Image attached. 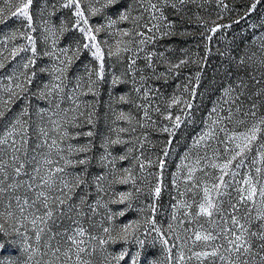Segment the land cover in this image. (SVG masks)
I'll use <instances>...</instances> for the list:
<instances>
[{
  "label": "snow or ice",
  "instance_id": "1",
  "mask_svg": "<svg viewBox=\"0 0 264 264\" xmlns=\"http://www.w3.org/2000/svg\"><path fill=\"white\" fill-rule=\"evenodd\" d=\"M196 2L134 0L122 6V0H86L85 6V0H62L60 4L54 2L49 6L44 0L39 15L44 17L47 12L50 17L59 8L70 9L73 18L70 27L78 31L79 38L59 47L60 37L69 30L68 22L61 17L57 26L51 19L41 18L39 24L43 34L40 39L49 46L41 53L34 35L37 31L34 0H2L0 25L19 21L18 27L0 35V123L5 125L0 135V234L6 242L16 244L20 251L15 258H8L6 264H264V114L259 113L257 103L245 106L240 100L247 88L244 78L237 81L239 92L231 84L221 89V96L213 102L204 119V128L192 137L191 144L180 154L176 170L171 174V183L178 196L171 204L166 229L156 219L159 212L156 201L165 186V170L173 153L174 138L184 120L192 115L202 72L195 73V84L191 78L183 84V92L190 93L191 100L174 92L166 100V110L161 112L158 104L153 107L151 102H142L150 98L154 102L155 93L149 85L150 79L164 77L166 81L168 74L178 73L190 57L184 56L173 63L165 57V52H158L155 48L149 50V46L155 45L158 38L175 34L177 21L168 18V8L175 16L184 10L187 3ZM216 2L222 10L229 7L222 0ZM262 2L264 0H252L251 4L245 5L243 16L238 15L235 22L249 17ZM197 17L205 26L201 36L207 41L204 45L206 60L217 31L230 27L232 22H213L211 27H207L198 13ZM93 18H102V22L93 24ZM124 24L129 26H122ZM248 26L253 29L264 27V17H261L259 25L251 23ZM252 39L261 41V55L257 57L255 52L247 57L241 55L238 63L244 65L247 59L251 62L250 67L256 64L258 71L252 79L260 83L264 80V33L254 35ZM85 51L92 58L86 65V86L84 77L77 75L74 77L75 85L69 89V70ZM142 53L145 63L140 66L138 62ZM41 56L48 57L50 63L37 68ZM197 56L198 53L192 54V63H197ZM112 58L119 59L122 64L126 60L119 75L114 67L109 69L106 66L107 60ZM157 61L167 66L164 72L157 71ZM109 72L110 86L131 85L129 92L119 95V101L134 103L138 110H142L141 118L136 119L130 111L114 109L115 120L125 121L128 125L135 123L141 128L149 126L151 121L150 126L155 128L156 121L150 112L160 113L169 121L159 128L160 132L168 134V139L162 154L155 160H145L142 153L135 157L140 161L142 174L146 173V166L158 168L155 173L141 177L149 182L153 202L147 205V209L151 215L140 208L142 217L117 225L114 217L123 216L132 206L133 192L116 194L119 202H127L128 205L118 213H113L108 202L97 195L87 207L95 214L102 205L107 209L108 223L106 226L103 217L98 222L89 217V228H86L81 217L85 215L88 195H80L76 201V194L82 186L89 189L91 180L97 193L103 194L105 182L110 190L115 183L131 182L135 185L137 181L132 166L122 169L116 166L117 159L124 161L137 149L128 147L118 157L109 151L110 145L129 142L121 134L135 132V128H116L115 138L103 139L101 146L104 152L99 157L89 154L92 151L90 139L85 143L72 142L82 135L74 129L84 123H94L93 113L85 115L81 110L91 106L90 101L81 99V94L97 95L99 84L106 80ZM38 73H47L49 79L37 83ZM256 76L261 79L257 80ZM176 87L180 90L181 85ZM133 92L138 100H130ZM253 95L264 96V87ZM33 98L47 104V107L36 106L35 148L31 147ZM248 99L251 100L252 96L249 95ZM65 102L69 106L65 107ZM16 104L20 106L19 111L9 115ZM174 107L180 108L183 116L179 113L174 115ZM83 135L90 138L93 132L90 130ZM143 137L147 138L148 132H144ZM143 143L142 138L141 146ZM93 159L106 171L89 177ZM109 168L110 172L107 171ZM153 176L154 187H151ZM240 176L242 179H238ZM135 191L139 193L141 188L136 187ZM225 197L228 198L227 211L224 208ZM112 202L117 201L113 198ZM217 216L218 220L215 219ZM201 217L207 219L213 230L198 223ZM254 221L262 222L258 230L251 227ZM96 228L100 230L96 231ZM253 237L260 241L255 249ZM117 242H122L123 247L113 254L108 246ZM130 244L136 246L131 253ZM157 244L161 248L160 254L147 255L148 247ZM4 246L0 242V248ZM129 255L130 261L126 259ZM0 264L5 262L0 261Z\"/></svg>",
  "mask_w": 264,
  "mask_h": 264
},
{
  "label": "rangeland",
  "instance_id": "2",
  "mask_svg": "<svg viewBox=\"0 0 264 264\" xmlns=\"http://www.w3.org/2000/svg\"><path fill=\"white\" fill-rule=\"evenodd\" d=\"M60 4L62 0H47L49 6L53 3ZM134 2V0H122V6L126 3ZM223 3L228 4L227 10H222L217 6L216 0H197L196 3H187L184 7V10L181 11L178 15H173V10L168 8L166 10V15L169 19L177 21L175 34L158 38V42L155 45L149 46V50L155 48L156 51L165 52V57L170 59L173 63L177 60L183 58L184 56H189V62L182 66L179 69V72H171L167 76V80L165 81L164 77L159 79H150L149 85L152 87L153 92L155 93L154 102L142 101V102H151L152 106L155 107L157 104L161 108V112L166 110V100L173 95L175 92L176 95L183 94L187 97V99L191 100L192 96L190 93L183 92V84L188 83V78H191L192 84H195V73L197 71L202 72L201 82L198 87V93L195 97V107L192 110V115L187 117L184 120L182 126L177 130V133L174 138L173 153L170 155L168 160V165L165 170V179H164V187L162 189V195L157 199V203L159 206V212L156 216L157 222L162 224V226H167L168 217L171 215V204L175 202L174 197L178 196V193L173 189L171 179L172 172L176 170V162L179 161L180 154H182L185 149L191 144L192 137L201 132L204 128V119L208 116L209 110L213 106V102L217 101L221 96V89L227 87L228 85H233L236 88V91L239 92L240 89L237 86V81L240 78H244L247 83V88L245 90V95L240 97V100H243L244 105L248 106L252 103H257L259 106V113L264 114V96H256L253 95L257 89L264 87V80H261L260 83H256L255 80L252 79V76L255 75V72L258 71V66L253 64L251 67L249 64L251 62L245 60L244 65H240L238 60L241 55L245 57L250 56L253 52L256 53L257 57L261 55L260 52V40L253 41V36H258L260 33H264V27H257L255 29L249 27L248 25L251 23H256L259 25L261 17H264V2H262L256 10L238 23L235 22L237 16H243L244 11L246 10L245 5L251 4L252 0H222ZM2 3V0H0ZM44 0H34V12L36 13L35 19L37 20V31L34 35L37 37V45L38 50L43 53L48 45L45 44L43 40L40 39L42 36V30L39 24V20L41 18L51 19V21L59 26L60 19L63 17L69 26V30L66 31L61 37L59 41V47H65L72 43L75 39L79 38V33L77 30L71 29L70 25L73 22L72 13L70 9L59 8L57 9L55 15L48 16L47 12L44 17L39 15V9L43 5ZM199 4H203L202 7H198ZM86 6V0H85ZM135 7V4H134ZM197 13L199 14V18H202L206 21V26L211 27L213 22L229 24L231 26L224 29L218 30L215 34L214 39L210 45V52L207 54L205 60V48L204 45L207 41L201 36V33L205 32V26L199 23V19L197 17ZM219 16H222V19H218ZM183 18V19H181ZM102 22V18H93L92 23H100ZM19 26V21L12 20L5 25H0V35H3L8 29H12ZM127 27L129 25H122ZM185 33L181 35V33ZM101 39H103V34L101 35ZM199 45V47H197ZM74 46V45H73ZM181 49H185V52H181ZM193 53H198V56L195 57L197 63L191 62V57ZM143 53L141 54V59L138 62V65H144L145 61L143 60ZM235 58V59H234ZM255 59V58H254ZM92 58L88 52H82L81 56L78 60L75 61L73 66L69 70L70 80L68 82L67 87L71 89L76 81L74 79L75 76L81 75L84 77L83 83L86 86L87 76L86 73V65L91 62ZM50 63V59L48 57L41 56L38 60L37 68L43 66L44 64ZM125 63L122 64L119 59L112 58L107 60L106 66L109 69L114 67L117 75L121 73V71L125 68ZM166 65L162 62L157 61V71L164 72L166 70ZM139 75V73H137ZM130 79V77H128ZM49 79L47 73H38L37 83L42 82L43 80ZM257 80L261 78L256 76ZM111 81V72L106 73V80L99 84V91L97 95L92 94H81L82 100H87L91 102V106L87 109L81 108L82 111H85V115L88 112H92V119L94 123L92 125H88L84 123L82 127L78 129H74V131H80L82 133L81 136L75 137L72 142L73 143H85L87 140H91L92 142V151L89 153L93 157H99L104 152L102 148V142L105 137L110 139L116 137L115 129L118 127H130L135 128V132L129 131L126 133H122L121 135L125 138V144H117L110 145L109 151L113 156H119L122 153H125L128 147H135L137 151H134L131 156H129L126 160L120 161L117 159L116 166L117 168H125L132 166L133 172L137 176L136 184L133 185L131 182L128 184H120L115 183L111 186L109 190L107 187V183L105 182L106 190L103 194L97 193L94 185L91 184V180H89L90 188L84 189L83 186L80 190H78L76 194V201L79 200L80 195H88L87 204L84 207L85 215L81 217L83 224L86 228H89V217L92 218V221L98 222L102 217L105 219V225L107 226V209H105L102 205L99 206L98 212L93 214L91 208L87 207L90 205L97 197V195H101L104 201L108 202V207L112 210L113 213H118L121 209L127 208V202H119V197L116 195L121 191H129L133 192L132 198V206L128 208V210L124 213L123 216H115L114 221L117 225L126 223L128 220L136 219L142 217V213L139 211L140 208H144L146 210V214L151 215V211L147 209V205L152 203V196L149 192V182L147 179H142L143 175L146 173H155L158 171L156 166L147 167L146 173L142 174L140 172L139 160H135L136 156L143 154V158L145 160L152 159L155 160L156 157L162 154V149L164 143L167 142L168 134L162 133L159 131V128L163 127L165 124H168L169 121L164 119L160 113L150 112L152 119L156 121V127H151V121L148 122L149 126L141 128L139 125L133 123L132 125H128L125 121H117L114 116V109L120 110L123 109L125 112H131L136 119L141 118L142 110H138L134 103L130 102H120L119 95L121 93L129 92L131 88L130 84L121 83L115 86H110ZM177 84L181 85L180 90H177ZM251 95L252 99L249 100L248 96ZM161 96L164 99H161ZM139 97L136 93L130 94V100L135 101L138 100ZM39 107H47V104L42 100H36L33 98L32 100V137H31V147L35 148L36 145V123L38 121V117L35 115L36 106ZM65 107L69 106L68 102H65ZM19 104L13 106L12 111L9 115H14L17 111H19ZM174 115L179 113L183 116V111L180 108H173ZM226 114V113H225ZM242 115V113H241ZM25 120L28 119L27 116L24 117ZM47 119V117H45ZM251 120V117H249ZM191 121V122H190ZM5 129V125L0 123V135L3 134ZM93 132L92 137H86L83 133L88 131ZM148 132V137L144 138L143 133ZM132 138V139H130ZM144 139V143L141 146L140 139ZM163 142V143H162ZM38 151H43V149H38ZM195 154V152L193 153ZM255 154L253 151L252 155ZM203 155V152H201ZM78 158V157H77ZM251 160V156L249 157V161ZM77 170H80L77 168ZM106 169L97 163L96 159H93L92 163L89 166L88 175L89 177L99 175L102 172H105ZM110 172V168L107 170ZM111 179V176H109ZM238 179H242V176L238 177ZM152 185L154 187L155 176L152 177ZM136 187H140L141 191L137 193L135 191ZM181 187L183 185L181 184ZM235 196V192L232 193ZM188 197L191 198V193L188 194ZM113 198L117 202H112ZM224 208L227 211L228 198L225 197ZM75 202V201H74ZM246 210V209H244ZM215 219H219V217H215ZM70 223V221L68 222ZM198 223L202 224L204 228L213 230L211 225L208 223L207 219L201 217ZM262 223L261 221H254L252 224L253 230H258L259 225ZM67 226V225H66ZM195 227V225H193ZM90 230H92L90 228ZM96 231L100 229L96 228ZM151 230V229H149ZM155 235V233H153ZM253 239V248H256V245L260 243L258 239L255 237ZM0 242H3L5 246L0 248V261H6L8 258H15L17 255H20L19 247L16 244L8 243L5 241L3 234H0ZM109 251L115 254L122 247V242H117L116 244H109ZM136 250V246L133 244L129 245V252H134ZM161 248L160 245L157 244L154 247L149 246L147 255L149 256H158L160 254ZM130 255L126 258L130 261Z\"/></svg>",
  "mask_w": 264,
  "mask_h": 264
}]
</instances>
